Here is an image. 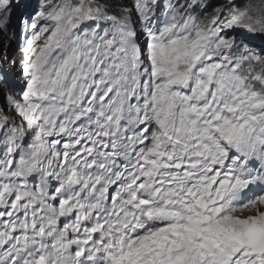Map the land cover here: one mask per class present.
Segmentation results:
<instances>
[{
  "label": "snow or ice",
  "instance_id": "6c2138e0",
  "mask_svg": "<svg viewBox=\"0 0 264 264\" xmlns=\"http://www.w3.org/2000/svg\"><path fill=\"white\" fill-rule=\"evenodd\" d=\"M0 264H264V0H0Z\"/></svg>",
  "mask_w": 264,
  "mask_h": 264
}]
</instances>
